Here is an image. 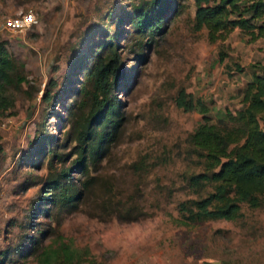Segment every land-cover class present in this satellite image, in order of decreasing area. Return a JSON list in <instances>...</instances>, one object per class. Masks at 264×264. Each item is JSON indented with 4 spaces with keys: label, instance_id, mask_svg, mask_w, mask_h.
<instances>
[{
    "label": "rangeland",
    "instance_id": "1",
    "mask_svg": "<svg viewBox=\"0 0 264 264\" xmlns=\"http://www.w3.org/2000/svg\"><path fill=\"white\" fill-rule=\"evenodd\" d=\"M146 1L0 0V42L25 80L9 91L14 106L0 115V254L9 255L24 235L44 234L45 244L61 236L105 264H264V198L256 209L241 204L232 221L180 219V203L215 192L217 185L202 183L201 195L187 187L188 175L200 172L187 143L200 116L174 103L181 89L204 101L213 120L233 113L250 67L264 64V38L250 42L234 30L224 42L210 44L205 31L193 27V1L178 0L181 8L150 39L128 24L133 8ZM28 12L36 20L32 27L3 28L7 19ZM108 40L116 45L122 75L111 93L117 119L104 157L85 176L71 171L72 179L87 185L79 211L47 205L33 210L43 195L48 155L39 170L19 165L21 157L33 138L43 143L47 136L53 155L63 156L53 159L50 175L71 168L88 111L77 96L85 70L72 63L81 58L87 69ZM219 55L226 56L222 64ZM235 64L242 74L233 73ZM45 89L56 95L49 103L41 100ZM26 182L36 183L22 187ZM126 207L129 217L116 213ZM7 257V264H36Z\"/></svg>",
    "mask_w": 264,
    "mask_h": 264
},
{
    "label": "trees",
    "instance_id": "2",
    "mask_svg": "<svg viewBox=\"0 0 264 264\" xmlns=\"http://www.w3.org/2000/svg\"><path fill=\"white\" fill-rule=\"evenodd\" d=\"M192 1L193 27L196 31H205L208 43L224 42L234 30L249 37L250 42L264 38V0ZM180 8L178 0H147L142 8H133L128 24L135 33L145 30L153 39L160 32L161 24L173 17ZM98 49L94 51L95 58L87 61V69H83L81 58H76L72 63L81 65L82 70H85L84 85L77 96L81 104L87 102L88 108L77 138L79 147L74 154L75 159L71 161L72 169L61 168L50 175L53 159L61 162L63 156L53 155L51 140L47 136L43 143L38 137L33 138L29 143L28 155L21 157L19 165L28 164V168L39 170L48 155L45 167L47 176L40 182L44 187L43 195L37 198L33 210L40 211L39 206L47 205L53 210L67 211L68 214L79 211L87 185L85 181L80 183L72 179L71 171L76 170L80 177L82 173L85 176L87 167L104 157L103 145L108 141L109 128H113L117 119L111 93L116 89L122 69L116 45L108 40ZM262 54L264 58V51ZM225 57L219 55L218 63L222 64ZM233 73L242 74V69L235 64ZM249 75V80L239 91V108L233 113L224 111L215 120L209 116V108L204 101L194 99L184 90L177 92L175 107L184 113L195 112L200 116L199 124L187 137L188 154L194 157L200 172L188 175L187 187L201 195L204 192L200 187L202 183L217 185L215 192L178 205L180 219L186 224L202 219L232 221L239 216L241 204L256 209L264 198V64L251 66ZM24 82V77L7 54L5 43L0 42V115L14 106L9 91H16ZM48 85L53 88L55 83L50 82ZM54 96L56 98L54 93L45 89L41 100L49 103ZM34 183L26 182L22 187ZM217 202L218 206L211 208ZM127 208L124 211L122 208L115 210L116 213L121 210L129 217ZM42 210L51 217L50 211ZM32 216L35 214L32 213ZM145 216L143 213V218ZM43 217L46 215L43 214ZM128 220L134 221L136 218ZM43 235L40 234L38 238L24 235L8 254L17 255L18 260L32 258L36 264H105L90 255L88 249L76 248L61 236L45 244L41 239ZM7 256L6 253L0 254V264H7Z\"/></svg>",
    "mask_w": 264,
    "mask_h": 264
},
{
    "label": "built area",
    "instance_id": "3",
    "mask_svg": "<svg viewBox=\"0 0 264 264\" xmlns=\"http://www.w3.org/2000/svg\"><path fill=\"white\" fill-rule=\"evenodd\" d=\"M36 20L34 19L31 13H26L23 15H19L17 17L7 19L4 22L3 28L6 31L15 32V31H23L35 25Z\"/></svg>",
    "mask_w": 264,
    "mask_h": 264
}]
</instances>
